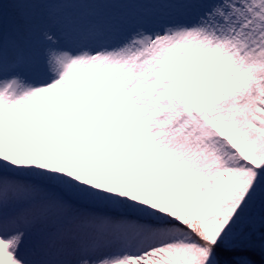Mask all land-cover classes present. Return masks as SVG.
<instances>
[{"label": "snow or ice", "instance_id": "6c2138e0", "mask_svg": "<svg viewBox=\"0 0 264 264\" xmlns=\"http://www.w3.org/2000/svg\"><path fill=\"white\" fill-rule=\"evenodd\" d=\"M0 264H264V0H0Z\"/></svg>", "mask_w": 264, "mask_h": 264}]
</instances>
